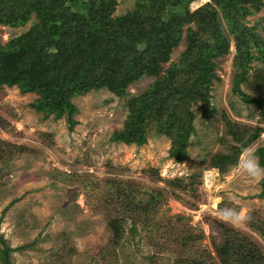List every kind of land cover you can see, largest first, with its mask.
<instances>
[{
	"label": "trees",
	"instance_id": "16d2710c",
	"mask_svg": "<svg viewBox=\"0 0 264 264\" xmlns=\"http://www.w3.org/2000/svg\"><path fill=\"white\" fill-rule=\"evenodd\" d=\"M193 1L135 0L132 11L115 16L117 0H0V27L22 26L32 15L36 20L22 34L5 42L0 38V90L14 86L20 94L36 95L30 108L43 113L44 118L64 119L71 130L77 113L73 97L100 89L123 97L131 84L150 77L153 81L147 88L126 100L123 126L110 140L141 146L154 130L169 140L167 157L181 163L195 133L193 108L200 103L202 115L215 111L210 101L213 82L220 81L216 60L229 53L230 42L236 69L231 90L245 104L257 106L259 122L264 124V16L246 25L247 16L264 8V0H208L191 10ZM181 42L184 50L171 61ZM252 61L260 63L251 81L260 98L240 89L249 82ZM222 122L233 144L226 152L210 156L209 166L220 174L232 169L241 148L255 143L264 132L261 126L231 121L224 112ZM256 156L264 165V146L256 149ZM150 173L152 179L160 180L156 171ZM165 182L198 197L201 172ZM103 184V202L111 211L107 228L112 256L121 247L125 223L130 219L129 239L137 235L138 223L150 239L153 250L144 256L150 264L163 254H173L170 264H264L262 249L225 222L212 221L219 237L218 242H211L212 255L197 244L202 235L179 232L168 220L166 225L160 224L162 197L151 192L139 197L133 186L115 180ZM259 184L257 197L262 198L264 178ZM250 226L264 240V222ZM177 233L183 236L175 237ZM21 248H9L0 236V263L12 264L10 253Z\"/></svg>",
	"mask_w": 264,
	"mask_h": 264
},
{
	"label": "rangeland",
	"instance_id": "374dc122",
	"mask_svg": "<svg viewBox=\"0 0 264 264\" xmlns=\"http://www.w3.org/2000/svg\"><path fill=\"white\" fill-rule=\"evenodd\" d=\"M196 2L190 3L191 10L208 1ZM134 6L135 0H117L113 14L124 15ZM262 16L264 8L247 16L246 25L251 26ZM35 21L32 15L22 26L0 27L1 41L22 34ZM257 33L262 35L260 29ZM183 50L181 42L170 60L176 61ZM233 55L230 42L229 53L216 60L215 72L220 81L213 82L210 101L215 111L202 115L200 103L193 108L195 133L181 163L167 157L169 140L154 130L141 146L110 140L112 133L123 126L126 100L147 88L153 81L150 77L131 84L123 97L105 89L73 97L71 101L77 113L71 130L64 119L44 118L43 113L30 108L36 95L20 94L14 86L3 87L0 90V236L9 248L22 247L10 253L12 264H150L144 257L153 250L148 243L150 239L140 223L134 240L129 239L130 219L125 223L121 247L112 256L107 228L111 211L102 198L106 180L133 186L139 197L150 192L162 197L158 211L162 216L160 224L166 225L168 220L179 232L202 235L197 244L212 255L211 242L219 239L217 230L211 227L212 221L224 222L216 216V210L221 206L241 208L247 219L239 224L225 223L251 238L264 253L263 238L250 226L252 222H264V197H257L260 179L236 174L233 168L220 174L209 166L210 156L226 152L233 144L225 134L223 112L241 125L264 128L259 122L257 106L245 104L231 90L236 72ZM250 65L249 82L240 85V89L260 98L261 93L251 83L254 69L260 63L252 61ZM262 146L264 132L249 147L256 156V149ZM151 171H156L160 180L152 179ZM196 171L201 172L202 179L198 197L181 193L165 182L185 179ZM91 182L98 184L90 185L91 188L88 185ZM179 236L183 235L177 233L175 237ZM172 256L163 254L155 264H170Z\"/></svg>",
	"mask_w": 264,
	"mask_h": 264
},
{
	"label": "clouds",
	"instance_id": "9594fccd",
	"mask_svg": "<svg viewBox=\"0 0 264 264\" xmlns=\"http://www.w3.org/2000/svg\"><path fill=\"white\" fill-rule=\"evenodd\" d=\"M232 167L236 174L243 173L247 177L256 180L264 178V165L258 162L253 150L249 146H243L241 148L240 155ZM216 216L220 220L230 224H239L247 219L243 209L230 206L219 207L216 210Z\"/></svg>",
	"mask_w": 264,
	"mask_h": 264
},
{
	"label": "built area",
	"instance_id": "2783aa9c",
	"mask_svg": "<svg viewBox=\"0 0 264 264\" xmlns=\"http://www.w3.org/2000/svg\"><path fill=\"white\" fill-rule=\"evenodd\" d=\"M195 2H196V1H195ZM196 3H197V2H196ZM197 5H198V4H197ZM193 7H194V8H192V9H195L197 6H193ZM203 183H205L204 186L206 187V183H207V181H206V177H205Z\"/></svg>",
	"mask_w": 264,
	"mask_h": 264
}]
</instances>
